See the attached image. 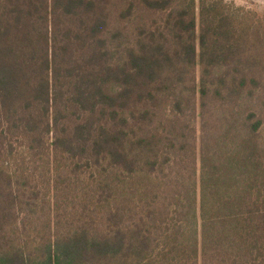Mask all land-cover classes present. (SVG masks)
<instances>
[{
  "label": "trees",
  "instance_id": "1",
  "mask_svg": "<svg viewBox=\"0 0 264 264\" xmlns=\"http://www.w3.org/2000/svg\"><path fill=\"white\" fill-rule=\"evenodd\" d=\"M231 9L0 0V264H264V23Z\"/></svg>",
  "mask_w": 264,
  "mask_h": 264
},
{
  "label": "rangeland",
  "instance_id": "2",
  "mask_svg": "<svg viewBox=\"0 0 264 264\" xmlns=\"http://www.w3.org/2000/svg\"><path fill=\"white\" fill-rule=\"evenodd\" d=\"M201 0H196L197 6ZM205 1V0H204ZM213 1V0H212ZM222 1L224 5H229L233 10V13H238V18L235 17L237 21L240 17H247L249 20H255L257 22L264 23V0H216ZM239 10V12H237ZM197 17H198V10ZM199 19V18H198ZM197 19V20H198ZM198 25V24H197ZM199 31V25H198Z\"/></svg>",
  "mask_w": 264,
  "mask_h": 264
}]
</instances>
